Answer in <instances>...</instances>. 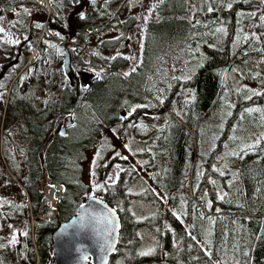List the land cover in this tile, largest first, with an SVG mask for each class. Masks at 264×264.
<instances>
[{
  "label": "trees",
  "instance_id": "trees-1",
  "mask_svg": "<svg viewBox=\"0 0 264 264\" xmlns=\"http://www.w3.org/2000/svg\"><path fill=\"white\" fill-rule=\"evenodd\" d=\"M49 1L55 16L46 18V13L32 0H0V17H6L10 3L28 5V33L32 36V44L22 60L9 56L7 60L12 61L0 66V73L15 66L5 84L4 96L9 91L13 107L22 111L23 106L35 105L27 113L23 111L25 117L16 113L18 120L28 123L29 136L34 140L29 144L21 142L30 156L27 167L31 203L16 212L27 225L28 250H19L20 242L24 244L22 240H18V251L2 242L0 264H54L52 235L77 213L89 191L82 178L83 163L96 135L89 138L88 132L93 129L98 135L103 130L96 125L95 117L104 126L135 122L130 125L136 131L138 115L148 118L143 132L138 131L137 135L141 136L142 146H147L142 154L146 159L142 168L151 184H158L157 170L147 168L154 153L166 160L159 183L165 190L166 201L149 188L146 198L155 212L143 222L137 221L132 210L135 197L129 189L141 174L128 160L120 161L127 163L129 169L119 170L113 183H106L103 190L93 195L112 207L121 222L119 242L108 264H128L127 249L132 255L139 253V230L144 226L157 237V264H264V80H257L255 85L262 87H252L242 99H234L228 86L235 68H244L246 72L241 74L250 75L257 67L251 68L250 61H264V0H161L146 25L145 49L139 63L140 67L144 62L150 65V72L157 68L155 81L146 80L147 74L138 79L124 78L118 73V63L104 68L102 59L84 56L91 51L89 37L118 27L121 8L131 0ZM34 15L46 21L44 26L50 36H43L39 48V31L44 26L42 22L37 27ZM70 39L74 47L68 48L72 81L63 72L64 49ZM21 42L18 38L17 48ZM35 49L40 57L23 69ZM121 63L131 61L122 58ZM181 71L191 74L180 79ZM81 72H95L88 85L81 83ZM22 82L28 90L21 89ZM147 82L154 83L153 91L159 92L169 85H178L190 97L183 106L185 116L170 115L169 136L156 139V145L146 142L155 134L153 118L141 108L142 102L152 103L146 91ZM166 92L164 105L169 107L173 99L167 98ZM42 105L46 109L36 107ZM90 110L94 117L86 124L85 139L73 140L69 131L73 130L74 121L81 120L79 116L83 118ZM126 111L131 114L122 119L121 113ZM65 116L73 124L62 135L59 126ZM188 145L194 164L190 172L183 174ZM113 165L110 162L106 173ZM190 176L192 182L188 183ZM45 178L64 187V192L57 194L56 211L43 198L40 183ZM30 209L37 216L35 243L31 242L29 231ZM39 215L47 217V221ZM8 220L12 225L23 224L12 216ZM147 259L135 253L134 264H143Z\"/></svg>",
  "mask_w": 264,
  "mask_h": 264
},
{
  "label": "rangeland",
  "instance_id": "rangeland-1",
  "mask_svg": "<svg viewBox=\"0 0 264 264\" xmlns=\"http://www.w3.org/2000/svg\"><path fill=\"white\" fill-rule=\"evenodd\" d=\"M32 1L34 4H36L34 0ZM160 1L161 0H131L127 6L121 8V14L118 18L120 24L118 27L116 26V28L106 29L100 33H96L92 37H89L88 48L91 51L86 52L84 56L87 57V59L91 58V56L96 59L97 57L102 59L104 63L102 65L105 66L104 68H109L113 62L118 63V73L124 78L132 76L138 79L141 78V74H147L146 80L151 79L155 81L158 78V75L156 74L157 68H154V70H152L153 72H150V65H147L144 62L143 66L140 67L139 63L143 57V48L145 49L144 37L146 34V25L152 20L151 12L153 9H155L156 5L160 3ZM37 3L40 4L39 2ZM50 4L51 3L49 1V5ZM40 6L42 5L40 4ZM40 6H38L39 10L41 9L40 11L45 12V10ZM27 9H29L28 5L19 2H13L12 4L10 3V11L6 10V17H0V29H2L0 32L3 33V30H6V32H4V37L2 38V34L0 38V62L3 60V56H7V54L12 51L5 50L10 49L12 46L11 42L15 40L11 38L10 34H18L19 41H23L25 46H31L32 36L30 33H28L29 26L26 17ZM32 19L39 23V25L43 22V26L46 22L35 15ZM123 23H126V26L122 25ZM5 36L8 37L5 39ZM43 36L50 38L48 29H45L43 33L41 32L39 34L37 46L42 42V40H44L42 39ZM71 40L72 39L69 40L70 43L67 42L66 44L67 49L69 47L72 49L74 48L71 44ZM57 44L59 45L60 42ZM34 56L37 58L36 53ZM119 58H128L131 63H121V59ZM49 61H51V59H49ZM137 65L139 66L137 67ZM249 66L251 68L257 66L252 74H241V72L245 71V69L235 68L231 72L232 74L229 76L228 86L232 91V97L234 99H242V97L245 96L247 90H250L252 87L258 89V87L264 86V82L262 83V86H256L257 80L260 82L264 80V61L259 60L255 62L252 60L250 61ZM236 71L239 74H237ZM88 73L91 74V72ZM80 74L79 79L81 81ZM190 74V72L184 73V71H181V73L178 75L180 76V79H184ZM11 85L12 83L10 86ZM0 86V152L2 153H0L2 160V163L0 164V242L4 241V243H13L12 241L13 237L16 236V231L10 227L11 223L8 219L10 216H12L16 218V220L24 222L23 220H19V218L16 216V212L18 208H24L25 210L27 205L30 206L32 198V193L29 189L31 187V183L27 167V161L30 156L26 152L24 145L22 146L20 142L13 138L17 135V131L13 129L11 123L14 118L13 102L8 98L9 91L7 96H4V84L1 83ZM177 86L178 85H169L163 92H159L157 90L155 91V89L153 91L154 83L147 82V94L151 97V102L154 103L156 107L155 108L152 103L147 101L142 102L141 104L142 110L149 113L151 115L150 117L153 118L152 129L155 134L153 135L152 139H148L146 141L148 144H154L156 139L159 137L166 138L169 136L167 130H169L168 123L170 115L180 118L185 116L183 106L190 97L186 93L183 94L181 91L182 89ZM229 89L227 88L226 93L228 100L230 99ZM165 91H167L165 96H167L169 99H173V102L171 105H169V107H165L164 105L167 104L165 103L166 100L163 95ZM250 110H252L251 112L254 111V109ZM128 114H131V112L126 111L125 113H121L122 119H127L129 116ZM93 117V112L90 110L84 114L83 118L79 116V119L81 120L76 119V121H74V125H71L74 128L72 131H69V133L73 136V140L80 141L81 138L85 139V134L87 131L86 124L88 121L91 122ZM136 119V121H139V125L136 126L135 131V128L130 125L134 124L135 122H130V124L116 122L109 126H104L105 123L100 120V118L95 117L96 125L103 130L100 134H98L99 136L93 129L91 132H88L89 138L93 135H96V139L94 140L93 147L87 152L86 161L83 163L82 178L89 187V191L83 196L82 199L86 200V198L92 197L96 192L103 190L106 183H113L117 178L119 170L123 169L124 167L129 169L127 163H120V161L128 160L130 165H133V169H136L141 174H138L139 178L136 181H132L129 192L135 197L132 201L134 217H136L135 219L137 221L143 222L146 218L151 217V215L155 212L150 200L146 198V195L149 194V188H153V193L160 200L166 201L165 190H163L162 186L159 184L163 180L162 174L166 167V160L162 157V155L155 154L153 152V161L147 166V168L149 170H157L158 176L155 178H157L158 184H151V179L147 174V171L145 173V170L143 169L146 159L142 156V154L143 152H146L147 146L145 144L142 146L141 136L137 135L138 131L143 132V129L145 128L144 122H146L145 120H148V118L138 115ZM25 123L26 121L24 124ZM154 145H156V143ZM116 146H118V148H115ZM159 146L161 147V144ZM186 148L188 159H186L187 161L185 162L184 167H182L183 174L190 172L192 170V165L194 164L193 160L190 159L192 155V149L190 145H188ZM110 162H114V165L109 167L110 171L106 173V168ZM202 169L203 168L201 167V170ZM190 182H192L191 176L188 180V183ZM28 215L29 226L33 228L36 223L35 217L30 213ZM139 235L142 244L138 249L139 253H135L137 255H140L141 253H148V255H143L148 258L143 264H157L154 260L158 244L154 231L149 227L144 226L139 230ZM131 253L132 251L130 249L125 251V261L128 264H134L135 262V253L134 255ZM119 262L120 261H118V264L122 263Z\"/></svg>",
  "mask_w": 264,
  "mask_h": 264
},
{
  "label": "water",
  "instance_id": "water-1",
  "mask_svg": "<svg viewBox=\"0 0 264 264\" xmlns=\"http://www.w3.org/2000/svg\"><path fill=\"white\" fill-rule=\"evenodd\" d=\"M70 64L66 48L63 72L71 81ZM80 77L87 85L92 75L82 72ZM120 230L119 215L112 207L100 197L87 198L77 213L53 233L54 264H108L117 248Z\"/></svg>",
  "mask_w": 264,
  "mask_h": 264
},
{
  "label": "flooded vegetation",
  "instance_id": "flooded-vegetation-1",
  "mask_svg": "<svg viewBox=\"0 0 264 264\" xmlns=\"http://www.w3.org/2000/svg\"><path fill=\"white\" fill-rule=\"evenodd\" d=\"M4 32H6V30H3V33ZM41 32L43 33L44 31L40 27L39 33H41ZM10 36H11L12 39H15V40H13L11 42L12 43L11 48L10 49H5V50H12V51L9 52L7 54V56H3L2 57L3 60L0 62V66L2 64L8 63L9 61H12V60H9V61L7 60L9 56L14 57L16 55V56L19 57L20 60H22L23 59V56L25 54H27L28 49L30 48L28 46H25V43L23 41L21 42V47L20 48H17L18 38H19L18 37V34L17 35L10 34ZM3 37H4V34L2 35V38ZM7 37L8 36H5V39ZM0 38H1V36H0ZM61 44H63V43L60 42L59 45H61ZM38 48H39V46H38ZM64 53H65V49H64ZM39 57L40 56H39L38 49H37V58L36 59H38ZM36 59H34L32 61V63ZM32 63H30V64H32ZM30 64H27V61H26L25 66L23 67V69H25L26 67H28ZM5 69H6V72L0 73V84L1 83L4 84V87H5V84H6L7 80L9 79L10 73L12 71H14L15 66H9V67H7ZM23 69H21V72L23 71ZM18 75L13 79L14 81L16 80V78L18 77ZM23 83H25V82H22L21 83L22 84L21 85V89H23V91L24 90H28V88L26 87V85L23 84ZM30 87H31V84H30L29 88ZM0 90H1V86H0ZM34 107H35V105H26L25 107L23 106L22 109H23V111H25V113H27L28 111L32 110ZM36 107L37 108H40V109H46V106L45 105L36 106ZM16 108H14V118H13V120H12L11 123H12L13 129L17 131V135L14 136L13 138L16 141L20 142V143L23 142V140L26 141L27 144L32 143V142H34V140L29 136L31 133H30V127H29L28 123L26 122L24 124V122H25L24 120H18V118L16 117V115H17L16 113L17 112L22 113L21 116H23V117H25V114H24V112L21 109H16ZM72 124H73V121H72V119L70 117H66V116L65 117H62L61 118V124L59 126L60 133H63V135H64L66 133L67 128L70 127ZM115 148H118V146H116ZM55 211H56V209H55ZM29 213L34 216V214L32 213L31 209H30ZM34 217H35V219L37 218V216H34ZM38 218L43 219V218H47V217L42 216V215H39ZM45 221H47V220H45ZM36 224L37 223H35V225H34L33 228L29 226V231H30L31 237H32V239H31V242L32 243H35V241H34V229L36 227ZM10 227L13 228L16 231V236H15L16 237V240H15V243H4V241H3V243L6 246H9V248H10V246H13V248H10V249H14L15 251H18V249H19L18 240H22L24 244H21L22 242H20V249L19 250H21L22 253H25L28 250L27 225L23 222V224H15V225L10 224ZM0 243H2V242H0ZM52 250H53V248H52Z\"/></svg>",
  "mask_w": 264,
  "mask_h": 264
},
{
  "label": "built area",
  "instance_id": "built-area-1",
  "mask_svg": "<svg viewBox=\"0 0 264 264\" xmlns=\"http://www.w3.org/2000/svg\"><path fill=\"white\" fill-rule=\"evenodd\" d=\"M43 187L45 190L44 198L47 200L48 204L52 206L55 203V194L58 191H62L63 187L56 185L49 186L47 179L43 182Z\"/></svg>",
  "mask_w": 264,
  "mask_h": 264
},
{
  "label": "bare ground",
  "instance_id": "bare-ground-1",
  "mask_svg": "<svg viewBox=\"0 0 264 264\" xmlns=\"http://www.w3.org/2000/svg\"><path fill=\"white\" fill-rule=\"evenodd\" d=\"M38 2L46 9H48L50 11L51 7L49 5V2L47 0H38ZM39 46V45H38ZM38 48V47H37ZM37 51V50H36ZM88 73V72H87ZM91 75V74H90ZM93 78V75H92ZM92 78L90 79V81L92 80ZM70 81V80H69ZM72 81V80H71ZM89 81V82H90ZM71 85L73 86V84L71 83ZM88 85V84H87Z\"/></svg>",
  "mask_w": 264,
  "mask_h": 264
},
{
  "label": "snow or ice",
  "instance_id": "snow-or-ice-1",
  "mask_svg": "<svg viewBox=\"0 0 264 264\" xmlns=\"http://www.w3.org/2000/svg\"><path fill=\"white\" fill-rule=\"evenodd\" d=\"M94 2V0H93ZM37 27H40V25H37ZM0 31H2V29H0ZM218 31H220V29H218ZM249 111H252V110H249ZM63 135V133H61ZM13 243H15V237H13ZM141 255H148V253H141Z\"/></svg>",
  "mask_w": 264,
  "mask_h": 264
}]
</instances>
